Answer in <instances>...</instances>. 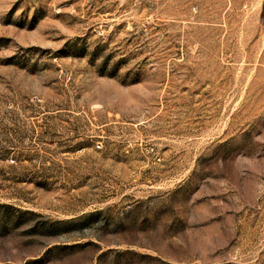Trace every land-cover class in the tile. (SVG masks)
<instances>
[{"label":"rangeland","instance_id":"rangeland-1","mask_svg":"<svg viewBox=\"0 0 264 264\" xmlns=\"http://www.w3.org/2000/svg\"><path fill=\"white\" fill-rule=\"evenodd\" d=\"M0 203V264H264V0H0Z\"/></svg>","mask_w":264,"mask_h":264},{"label":"trees","instance_id":"trees-1","mask_svg":"<svg viewBox=\"0 0 264 264\" xmlns=\"http://www.w3.org/2000/svg\"><path fill=\"white\" fill-rule=\"evenodd\" d=\"M15 210V208L11 204L0 203V219L3 220L4 225L8 224V219L10 215L8 214L9 211ZM17 212L22 214H29L31 211L28 210H18Z\"/></svg>","mask_w":264,"mask_h":264}]
</instances>
